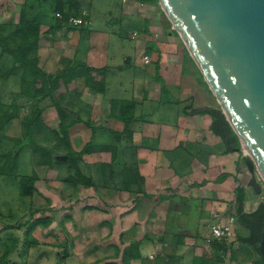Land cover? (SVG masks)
Returning <instances> with one entry per match:
<instances>
[{"label":"crops","instance_id":"0c3cea01","mask_svg":"<svg viewBox=\"0 0 264 264\" xmlns=\"http://www.w3.org/2000/svg\"><path fill=\"white\" fill-rule=\"evenodd\" d=\"M131 1H122L123 18L130 21L136 17L131 15L135 10L144 12L146 35L155 33L154 37L143 43L135 37L132 53L119 58L113 49L124 50L126 36L111 33L109 24L95 31L92 7L83 10L92 22L89 30L75 28L79 40L86 37L85 48H71L70 59L78 56L86 66L105 74V94H86L84 105L91 110L92 125L80 118L71 129L91 127L87 143L96 146L80 162L85 157V166L95 168L100 181L82 173L92 185L78 186L80 192L85 188L103 201V208L90 205L86 210L99 222L93 220L91 234L95 230L101 234L91 237V244L96 243L112 264H231V253L223 255L222 244L207 238L219 221L217 215L234 217L235 230L249 237L235 206L238 187L244 190L245 213H254L261 204L250 194L254 190L249 160L240 148L229 152L224 139L213 132L211 116L197 113L219 110V104L185 45L178 43L179 36L169 29L172 25L159 2L144 4L141 11V3ZM145 56L150 57L148 65ZM131 69L138 78L123 89L120 78ZM80 82L85 80L73 84ZM123 102L131 107L128 125L113 117L114 103L121 106ZM134 244L138 245L135 250ZM228 245L237 256L241 254L238 238Z\"/></svg>","mask_w":264,"mask_h":264},{"label":"rangeland","instance_id":"374dc122","mask_svg":"<svg viewBox=\"0 0 264 264\" xmlns=\"http://www.w3.org/2000/svg\"><path fill=\"white\" fill-rule=\"evenodd\" d=\"M67 1L78 6L81 11L93 7L91 12L93 11L95 31H100L109 24L111 33L126 36L124 50H119L115 46L113 49V53L115 52L119 58L132 53L135 47L132 40L135 37L143 43L147 37L155 36V33L146 35L143 23L145 19L142 14L144 12L135 10L131 15L136 17L125 21L122 13L123 0H0V25H16L22 14L26 19L37 23L40 37L34 58L38 62L37 66L49 76L57 77L62 74L70 67L69 62L74 65L85 64L78 56L73 60L70 57L72 47L77 51L85 48L86 37L83 35L79 40L75 28L79 31L88 28L60 27L61 23L55 16L57 8L63 3H68ZM147 1L153 3L152 0ZM129 3L134 4L132 1ZM144 7L139 9L144 11ZM171 28L169 26V29ZM134 31L138 33L134 34ZM178 40L180 45H184L182 40L179 38ZM13 66L14 58L11 56L0 58V114L12 106L16 107V115L18 114L0 131V169L4 166V169L10 172L9 175H0V264H112L106 262L107 254L103 255L96 243L91 244V237L95 239L101 234L97 230L91 234L93 220L98 221L86 214L90 205L103 208V201L96 199V195L84 190L85 188L80 192V188H74L65 181L75 175V169L67 164L70 150L81 152L91 138L92 128L80 125L69 130L66 142L54 135V131H60V126L71 123L75 115L92 125L91 110L85 106L87 104L85 101H88L86 94L92 92L85 88L86 83L83 82L78 86L73 83L65 86L63 82H59L60 87L54 91L53 96L60 109H64L65 114L62 118L51 98L41 99L36 104L35 98L17 96L27 85L22 81V69L15 70L6 78V74ZM146 74L150 76L149 72ZM26 78L28 81L31 80L29 76ZM137 78L138 73L134 69L125 72L120 78L123 89H129L130 81ZM41 86L42 82L39 81L37 86L28 88L29 94L34 96ZM77 91L78 97L74 95ZM123 92V97H126L125 90ZM218 109L221 111L219 105ZM37 111L42 118V124L34 127L29 138L32 141H28L25 139L26 127L23 120L34 118ZM243 153L249 160L248 153L245 151ZM86 160L84 157L82 163L78 162L79 170L85 176L93 174L97 181H100V173H97L95 168L88 169L85 166L88 163ZM36 176L38 177L35 184L36 193L33 197H22L20 195L22 179ZM252 179H256L261 187V194L257 196L252 190L250 194L258 202L263 203L264 181L256 170L252 173ZM45 218L51 220L50 225L37 227L30 235V239L33 240L30 243L28 236L30 224L37 219ZM239 235L241 233L235 230V237ZM97 252L100 254L90 258ZM247 256L239 254L231 264H235L236 261L237 264H245L246 261L253 264L256 256L254 254L251 257Z\"/></svg>","mask_w":264,"mask_h":264},{"label":"water","instance_id":"95a60500","mask_svg":"<svg viewBox=\"0 0 264 264\" xmlns=\"http://www.w3.org/2000/svg\"><path fill=\"white\" fill-rule=\"evenodd\" d=\"M158 2L264 181V0Z\"/></svg>","mask_w":264,"mask_h":264},{"label":"trees","instance_id":"16d2710c","mask_svg":"<svg viewBox=\"0 0 264 264\" xmlns=\"http://www.w3.org/2000/svg\"><path fill=\"white\" fill-rule=\"evenodd\" d=\"M135 1L141 4H153L151 1L147 0ZM152 1L154 2L158 0ZM67 2L68 3H63L57 8L55 16L57 13H61L65 19L69 16H82L84 11H81L78 6L71 5L69 1ZM60 27L65 26L62 23ZM39 37L40 32L37 23L26 19L24 14H22L19 23L14 26L10 24L0 25V58L7 55L14 58L13 69L6 74V78L11 76L15 70L22 69V81L25 85H27L25 90L17 95L18 97L27 96L29 98H35L34 100H36V104H38L41 99L45 100L51 98L54 101L60 116L64 118V109H60L53 96L54 91L60 87L59 82H63L65 86H69V84H72L77 79H84L86 87L89 91L94 94H105V74L102 70L90 68L85 64L74 65L69 62V68H66L59 76L53 77L47 75V73L40 69L37 66V60L34 58V54H36L38 50ZM199 75L200 78L203 79L200 71ZM28 76L31 79L29 81L26 78ZM39 81L42 82V86L34 96H31L28 88L30 89L31 87L37 86ZM113 108V111H115L113 117L128 125L127 120H129L130 116L127 114L131 113L129 112L131 107L126 104V102H123L121 106H119L118 103H114ZM16 111V107L12 106L6 108L4 112L0 114V131L3 130L5 126L12 121V119H15V117L18 116V114L16 115ZM11 113L14 115H11ZM116 113L118 115H116ZM197 113L211 116L213 119L212 130L215 134L220 135L224 139L229 152L234 151L236 148H240L239 139L232 130L222 111L208 108ZM75 116L76 117L71 123L60 126L59 132L54 131V135H56L57 138L65 142L68 140L67 132L81 122L78 116ZM130 120H132V116L130 117ZM38 124H42V118L40 117V113L38 111L34 118L23 120V125L26 127L25 139L32 141L29 138L34 130V127ZM32 146L34 148L36 147L34 143H32ZM94 147L96 146L93 142L86 143L81 152H74L70 150L68 154L67 164L70 168L75 169V175L68 177L65 181L74 188L80 185L84 187H90L92 185L91 180L85 177L79 170L78 162L84 155L92 152ZM9 173L10 172H7L4 169V166H2V169H0V175H9ZM37 180V176L24 177L20 185V195L24 198L33 197L37 191L35 185ZM244 196V190L238 187L235 191V206L239 215V222L249 231V237L243 238L241 235L237 237L241 245V254L248 255L249 257L254 254L256 258L254 259L253 264H264V251L261 249L262 233L264 228V202L259 205L258 209L254 213L247 214L243 211ZM50 223L51 220L47 218L37 219L31 223L28 228L29 242H33V240L30 239V235L37 227L40 225L48 226ZM137 247L138 245L134 244L131 248L135 250ZM219 248L222 250L223 255L231 253L233 260L237 258L238 253L233 251L232 245L225 243Z\"/></svg>","mask_w":264,"mask_h":264},{"label":"built area","instance_id":"2783aa9c","mask_svg":"<svg viewBox=\"0 0 264 264\" xmlns=\"http://www.w3.org/2000/svg\"><path fill=\"white\" fill-rule=\"evenodd\" d=\"M124 3H127L124 0ZM144 4H140V7H143ZM56 18L59 22L66 27H91L92 22L89 19V15L84 11L82 16H69L67 19L61 13L56 14ZM144 63L148 65L150 63V57H144ZM218 218V223L211 227L210 234L207 238L208 242L218 243V244H232L235 242V226L236 219L234 217H228L227 219H222L220 216Z\"/></svg>","mask_w":264,"mask_h":264},{"label":"bare ground","instance_id":"6f19581e","mask_svg":"<svg viewBox=\"0 0 264 264\" xmlns=\"http://www.w3.org/2000/svg\"><path fill=\"white\" fill-rule=\"evenodd\" d=\"M245 152H247L246 150H244ZM248 153V152H247ZM248 155H249V153H248Z\"/></svg>","mask_w":264,"mask_h":264}]
</instances>
